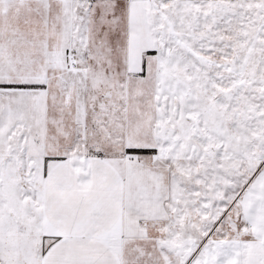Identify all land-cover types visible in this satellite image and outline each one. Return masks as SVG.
Listing matches in <instances>:
<instances>
[{
	"label": "snow or ice",
	"instance_id": "1",
	"mask_svg": "<svg viewBox=\"0 0 264 264\" xmlns=\"http://www.w3.org/2000/svg\"><path fill=\"white\" fill-rule=\"evenodd\" d=\"M0 264H264V0H0Z\"/></svg>",
	"mask_w": 264,
	"mask_h": 264
}]
</instances>
